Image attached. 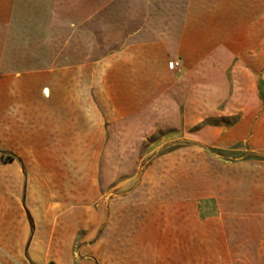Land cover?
Listing matches in <instances>:
<instances>
[{"label":"rangeland","instance_id":"1","mask_svg":"<svg viewBox=\"0 0 264 264\" xmlns=\"http://www.w3.org/2000/svg\"><path fill=\"white\" fill-rule=\"evenodd\" d=\"M227 1L229 21H237L231 12L237 2L241 21L260 11L264 55V0ZM126 2L141 8L140 0L116 1V12L112 0H0V56L15 55L22 67L44 64L56 53L68 54L70 63H101L102 91L90 94L99 106L85 109L77 141L57 143L66 152L60 160L67 208L85 216L86 247L79 253L75 243L74 264H176L179 246L189 243L196 245V264H206L211 240L264 244V135L252 137L254 121L264 117V63L254 76L198 69L181 86L179 106L176 93H164L157 95L158 107L112 108L125 104L123 98L112 103V49L120 46L112 37L133 21L120 11ZM185 4L154 0L150 23L182 22ZM197 16L213 23L226 13ZM209 31L219 37L221 28L198 33ZM12 63L0 57V70ZM214 63L220 67L221 60ZM253 88L259 107H240L253 101ZM49 143L38 140V147ZM50 159L56 157H37ZM93 216L100 223L88 239ZM222 230L228 235L220 236Z\"/></svg>","mask_w":264,"mask_h":264},{"label":"crops","instance_id":"2","mask_svg":"<svg viewBox=\"0 0 264 264\" xmlns=\"http://www.w3.org/2000/svg\"><path fill=\"white\" fill-rule=\"evenodd\" d=\"M116 1L120 0H112V4ZM140 2V9L128 2L121 6L120 11L130 14L133 21L120 28L119 37H112V44H120L112 49V103L122 98L125 103L113 104L112 108L158 107L157 95L164 93H176L174 106H179L181 86L187 78L191 83L198 69H204L205 75L228 68L236 74L254 76L264 63L260 11L256 17L253 12L241 21L237 2L231 8L237 21H229L227 0L218 4L187 0L182 22H174L172 27L165 23L152 26L149 7L154 0ZM115 5L121 4L112 5V12L117 11ZM207 12L226 16L215 24L197 16ZM213 27L221 28L219 37H213L210 31L198 33ZM0 57L13 60L0 70V125L4 126L0 136V264H74L75 243L80 245L79 253L86 247L85 216L82 211L70 214L67 208L69 195L63 187L65 175L60 160L66 152L57 143L77 141L85 109L99 106L90 94L102 91L100 60L94 64L70 63L68 54L56 53L44 64L22 67L15 64V55ZM172 60L178 62L173 69L168 67ZM219 60L220 67L214 63ZM255 92L253 88V101L240 107H259ZM262 134L264 117L259 114L252 137L258 139ZM38 140L49 141L50 147L41 149ZM10 155L12 160L8 159ZM38 156L56 159L41 163ZM73 197L77 202L78 195L73 193ZM93 220L88 239L94 237L100 216H93ZM227 235L221 231L220 236ZM210 242L204 248L206 264H264V244ZM97 247L94 253L99 252ZM180 248L183 254L175 258L176 264L181 259L185 264H196V245Z\"/></svg>","mask_w":264,"mask_h":264},{"label":"built area","instance_id":"3","mask_svg":"<svg viewBox=\"0 0 264 264\" xmlns=\"http://www.w3.org/2000/svg\"><path fill=\"white\" fill-rule=\"evenodd\" d=\"M177 65H178V62L175 60H172L168 63V67L171 69L175 68Z\"/></svg>","mask_w":264,"mask_h":264},{"label":"trees","instance_id":"4","mask_svg":"<svg viewBox=\"0 0 264 264\" xmlns=\"http://www.w3.org/2000/svg\"><path fill=\"white\" fill-rule=\"evenodd\" d=\"M205 147H206V146H205ZM13 158H14V157H13V156H11V155H10V156H8V159H11V160H12Z\"/></svg>","mask_w":264,"mask_h":264}]
</instances>
